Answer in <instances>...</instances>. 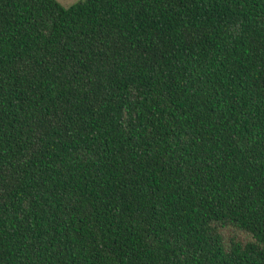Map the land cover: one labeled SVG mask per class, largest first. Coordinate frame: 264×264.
<instances>
[{
	"label": "trees",
	"instance_id": "16d2710c",
	"mask_svg": "<svg viewBox=\"0 0 264 264\" xmlns=\"http://www.w3.org/2000/svg\"><path fill=\"white\" fill-rule=\"evenodd\" d=\"M0 264H264V0H0Z\"/></svg>",
	"mask_w": 264,
	"mask_h": 264
},
{
	"label": "rangeland",
	"instance_id": "374dc122",
	"mask_svg": "<svg viewBox=\"0 0 264 264\" xmlns=\"http://www.w3.org/2000/svg\"><path fill=\"white\" fill-rule=\"evenodd\" d=\"M62 6H64V7H70V6H72V5H74L75 3H77L78 1H80V0H57ZM223 234H224V236H225V240L227 241V239H229L230 237H233V236H235V233L233 232V231H231V230H226V231H224L223 232ZM237 235V234H236ZM241 240H243V241H249L250 240V238L248 237V236H246V235H242V234H240V235H237Z\"/></svg>",
	"mask_w": 264,
	"mask_h": 264
}]
</instances>
